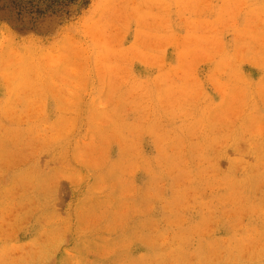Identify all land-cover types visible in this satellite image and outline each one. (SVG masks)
I'll use <instances>...</instances> for the list:
<instances>
[{"label":"rangeland","instance_id":"obj_1","mask_svg":"<svg viewBox=\"0 0 264 264\" xmlns=\"http://www.w3.org/2000/svg\"><path fill=\"white\" fill-rule=\"evenodd\" d=\"M53 17L0 19V264H264V0Z\"/></svg>","mask_w":264,"mask_h":264},{"label":"trees","instance_id":"obj_2","mask_svg":"<svg viewBox=\"0 0 264 264\" xmlns=\"http://www.w3.org/2000/svg\"><path fill=\"white\" fill-rule=\"evenodd\" d=\"M89 3L90 0H13L1 3L0 19L9 24L17 22L20 30L32 31L34 26L45 18L54 16L53 19H68L73 7L85 8Z\"/></svg>","mask_w":264,"mask_h":264}]
</instances>
